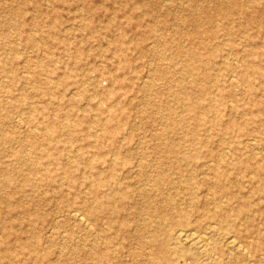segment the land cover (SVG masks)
I'll use <instances>...</instances> for the list:
<instances>
[{
	"label": "rangeland",
	"instance_id": "obj_1",
	"mask_svg": "<svg viewBox=\"0 0 264 264\" xmlns=\"http://www.w3.org/2000/svg\"><path fill=\"white\" fill-rule=\"evenodd\" d=\"M0 43V264H164L154 235L217 225L214 198L242 197L229 234L245 246L219 256L264 264V195L249 180L264 162V0H0ZM189 91L204 118L178 99ZM170 147L249 170L226 163L220 179ZM91 178L117 214H73ZM221 181L236 195L215 193Z\"/></svg>",
	"mask_w": 264,
	"mask_h": 264
},
{
	"label": "bare ground",
	"instance_id": "obj_2",
	"mask_svg": "<svg viewBox=\"0 0 264 264\" xmlns=\"http://www.w3.org/2000/svg\"><path fill=\"white\" fill-rule=\"evenodd\" d=\"M194 1V0H192ZM202 1V0H201ZM204 4V3H203ZM202 20V19H201ZM1 45V43H0ZM187 71L192 72L196 69V63L190 58L187 60ZM234 75V74H233ZM236 75V74H235ZM231 78H234V76ZM232 80V79H231ZM8 97V96H7ZM192 97L191 91L187 93V95L181 96L178 93V99L182 102L187 103L189 102L190 98ZM10 98V97H9ZM194 102V101H193ZM190 102L187 103V109L194 113L196 117L199 119L204 118V112L207 110V108L202 105V102L195 101L194 103ZM200 108V109H199ZM209 110H212L214 106L211 104L209 107ZM203 109V110H202ZM183 122V121H182ZM193 132V130H191ZM255 141V140H254ZM227 149V148H226ZM256 149V148H255ZM263 150V149H262ZM236 151V150H235ZM258 151V149H257ZM173 147H170V153H175V159L177 162H180L181 164L179 167L184 166L189 163L195 162V165L198 168V166H207V167H214V173L220 177V179L225 178L227 175V170L223 168V166L227 164V167L230 165H234V168L239 169H246L249 170V165L247 163H239V161H231L226 162L225 155L221 151L216 155L213 150L206 151L204 154L200 149H197V147H194L192 152H183ZM229 152V151H228ZM237 152V151H236ZM216 155V156H214ZM238 155V154H237ZM239 156L236 157V159ZM239 163V164H237ZM230 164V165H229ZM252 172V173H251ZM250 172V182L253 184V187L250 191V193L254 194H263L264 195V178L262 175L264 174V162L255 166V169ZM211 174V173H210ZM225 176V177H223ZM101 179L98 180L96 178H91L89 181V188L90 193L93 195V199L86 202V204L83 206L74 207L72 210L73 214L79 218L81 217L82 221H89V219L97 220L101 219V217H104L103 215L106 212H110L112 215L117 214L119 212V208L114 206L112 201L113 197L109 198H98L95 197L97 194V187L100 185ZM222 182V181H221ZM162 184V183H161ZM158 184L156 186V190L161 191L162 185ZM155 187L153 188V190ZM148 190V189H147ZM209 190H212V188H209ZM217 191L225 192L226 194L230 193L232 195H236V193L231 191V187L227 186L225 182H222L218 189H215V193ZM164 201H166L167 198L161 197ZM238 200V199H237ZM236 200V201H237ZM170 204V203H169ZM240 207L234 208L230 207L227 208V205H222L219 203V201L214 198L213 200V211H214V217L217 219V225L210 224L205 230L192 232L189 228H184L183 225H181V228H178L175 233L171 234V231H169V227L166 229V232L161 234L154 235L155 237L152 238L153 241L157 242L158 245V252L157 255L159 258H161V261L165 264L170 262V257L167 255V250L170 251V253H174L177 255V261L176 264H187L185 261L180 262V258L183 257V254L186 255L189 253L196 252L195 254L196 260L194 261L195 264H228L227 261L222 262V259L220 258L218 250L223 251L226 250L228 253H233L234 251H242V245L243 242H240L237 237H235L233 234H229V231H233L234 229L238 228L235 224L233 217L234 215L241 216L246 213L248 209V200L245 197H242L240 200ZM184 212L183 209H178ZM188 219L186 217H181L177 220L176 224H184ZM160 221V220H158ZM87 223V222H86ZM215 223V222H214ZM169 224V222H168ZM205 227V226H204ZM217 235L225 236V243L223 247L221 248L220 241L216 240ZM247 248V247H246ZM91 250V249H90ZM197 250V251H196ZM246 250V249H245ZM248 250V249H247ZM246 250V251H247ZM244 253V252H243ZM194 254V253H193ZM250 254V253H249ZM248 254V255H249ZM229 257V256H228ZM232 257V256H231ZM192 258V257H191ZM149 259V258H148ZM227 260V259H226ZM235 263V262H234ZM253 263V262H251ZM254 264V263H253Z\"/></svg>",
	"mask_w": 264,
	"mask_h": 264
}]
</instances>
